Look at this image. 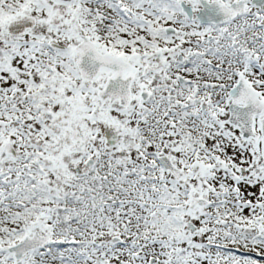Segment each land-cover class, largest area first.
I'll return each instance as SVG.
<instances>
[{"label":"snow or ice","instance_id":"1","mask_svg":"<svg viewBox=\"0 0 264 264\" xmlns=\"http://www.w3.org/2000/svg\"><path fill=\"white\" fill-rule=\"evenodd\" d=\"M0 264H264V0H0Z\"/></svg>","mask_w":264,"mask_h":264}]
</instances>
